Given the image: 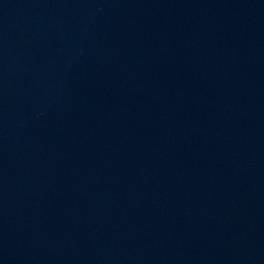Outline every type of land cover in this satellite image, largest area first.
<instances>
[{
    "label": "water",
    "instance_id": "95a60500",
    "mask_svg": "<svg viewBox=\"0 0 264 264\" xmlns=\"http://www.w3.org/2000/svg\"><path fill=\"white\" fill-rule=\"evenodd\" d=\"M0 264H264V0H0Z\"/></svg>",
    "mask_w": 264,
    "mask_h": 264
}]
</instances>
